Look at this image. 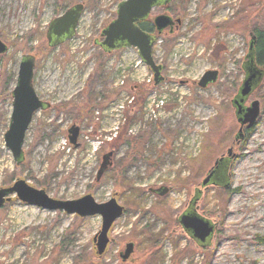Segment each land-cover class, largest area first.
<instances>
[{
    "label": "rangeland",
    "instance_id": "obj_1",
    "mask_svg": "<svg viewBox=\"0 0 264 264\" xmlns=\"http://www.w3.org/2000/svg\"><path fill=\"white\" fill-rule=\"evenodd\" d=\"M121 1L0 0L7 46L0 56V189L23 180L51 199L115 198L124 209L97 256L100 216L50 212L10 196L0 208V264H264V76L245 103L258 101L259 116L239 139L231 104L252 31H264V0H173L155 11L151 20L163 13L180 21L153 47L158 85L135 48L105 54L96 44ZM75 4H83L75 35L48 47L50 21ZM23 55L35 58L33 89L49 106L34 113L17 164L3 137ZM207 71L217 81L200 88ZM72 126L79 128L76 149L67 138ZM229 149L228 188L201 187ZM107 153L111 166L97 181ZM163 187L165 195L153 192ZM196 190L197 213L214 226L205 247L176 222ZM128 243L133 251L122 262Z\"/></svg>",
    "mask_w": 264,
    "mask_h": 264
},
{
    "label": "water",
    "instance_id": "obj_2",
    "mask_svg": "<svg viewBox=\"0 0 264 264\" xmlns=\"http://www.w3.org/2000/svg\"><path fill=\"white\" fill-rule=\"evenodd\" d=\"M172 0H125L118 3L115 18L101 31V40L96 42L104 53H111L123 48H135L141 62L147 66L153 74L154 85L162 82V66L154 62L151 48L165 29L172 32L179 20L173 21L167 15H158L154 19L156 35H149L140 30L138 22L147 20L150 11L156 7L168 5ZM83 10L82 4H75L67 9L60 16L52 19L46 32L48 47H54L70 40L75 35V29ZM255 36L251 37L248 53L245 62L242 64L244 71L243 82L234 96L231 104L234 108V116L240 126L236 139L242 137L243 127L250 129L259 116L260 104L253 101L248 107L245 106L249 96L256 90L264 76L255 62ZM7 52V46L0 40V56ZM35 58L31 55H23L18 65L17 77L11 96V115L8 129L4 133L5 147L10 151L13 160L20 164L23 161L22 146L28 126L34 113L38 110H45L48 104L42 102L35 94L33 87V72ZM218 73L207 71L199 79L197 85L206 88L208 85L215 84ZM67 138L74 149L78 148V128L72 126L67 130ZM112 153L103 155L102 162L96 173V180L99 181L108 167L111 166ZM231 149L227 151V157L217 159L207 176L201 183V187L208 185L221 186L228 188V169L231 161ZM168 189L163 187L153 191L158 196H163ZM10 196L27 206L36 207L50 212L61 211L68 215H75L79 218L92 216L101 217V227L94 236L92 242L97 256H102L108 245V233L113 223L122 216L123 207L120 206L115 198H111L105 203L98 204L91 195H85L79 199L61 201L51 199L42 190H37L29 186L23 180L15 181L10 187L0 189V208L10 201ZM200 197V190H196L195 196L189 203L187 209L176 219V222L199 247L210 245L214 226L209 220L202 218L197 213L195 203ZM133 251V244L128 243L123 253L119 254L122 262L126 261Z\"/></svg>",
    "mask_w": 264,
    "mask_h": 264
},
{
    "label": "flooded vegetation",
    "instance_id": "obj_3",
    "mask_svg": "<svg viewBox=\"0 0 264 264\" xmlns=\"http://www.w3.org/2000/svg\"><path fill=\"white\" fill-rule=\"evenodd\" d=\"M83 5V4H82ZM73 6V5H72ZM72 6H70V7H72ZM168 6V5H167ZM70 7H68L67 9H69ZM166 6H162V7H156V8H153L151 11H150V13H149V16H148V18H147V20H145V21H142V22H138L137 23V26L140 28V30L141 31H143L144 33H147V34H149V35H155L156 34V28H155V25H154V19H155V17L156 16H158V15H161V14H163V13H159V14H157V15H155V17H154V19L153 20H151V16L153 15V13L155 12V11H157V10H161V9H163V8H165ZM66 9V10H67ZM65 10V11H66ZM64 11V12H65ZM63 12V13H64ZM62 13V14H63ZM61 15V14H60ZM59 15V16H60ZM165 15V14H164ZM173 20V19H172ZM177 29V25H175L174 26V28H173V30H172V32H170L169 31V29L167 28V29H165V30H163V32H162V34H165L166 36H170V35H172L174 32H175V30ZM161 34V35H162ZM160 35V36H161ZM252 36H253V34H251ZM159 36V37H160ZM45 38H46V36H45ZM46 43H47V41H46ZM264 69V68H263ZM244 128V127H243ZM244 130H245V128H244ZM78 137H79V128H78ZM78 139V138H77Z\"/></svg>",
    "mask_w": 264,
    "mask_h": 264
},
{
    "label": "trees",
    "instance_id": "obj_4",
    "mask_svg": "<svg viewBox=\"0 0 264 264\" xmlns=\"http://www.w3.org/2000/svg\"><path fill=\"white\" fill-rule=\"evenodd\" d=\"M253 35L255 36V45H254V53H255V62L258 66H262L264 68V31L259 29H254ZM11 89H9L8 94H10ZM183 181V179H181Z\"/></svg>",
    "mask_w": 264,
    "mask_h": 264
}]
</instances>
